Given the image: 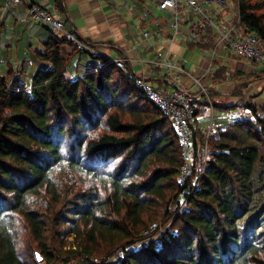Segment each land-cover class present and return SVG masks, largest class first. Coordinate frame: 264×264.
I'll use <instances>...</instances> for the list:
<instances>
[{"label": "trees", "instance_id": "trees-1", "mask_svg": "<svg viewBox=\"0 0 264 264\" xmlns=\"http://www.w3.org/2000/svg\"><path fill=\"white\" fill-rule=\"evenodd\" d=\"M236 4V28L264 43V0ZM45 31L28 58L35 67L30 80L22 81V64L20 75L9 66L0 76V264H55L70 234L76 262L86 256L110 264L105 261L120 248L119 264H264V103L239 96L222 103L210 88L214 112L236 117L242 108L246 115L218 122L207 139L205 171L190 168L180 182L185 158L170 120L107 58ZM221 73L215 82L227 80ZM203 141L196 127L193 163L202 159ZM68 174L72 185L60 184ZM42 194L46 210L36 204ZM181 198L185 210L169 231L142 243L150 224L165 221L170 203ZM47 212L62 226L48 235L52 240ZM16 219L25 223L40 261L20 259Z\"/></svg>", "mask_w": 264, "mask_h": 264}, {"label": "crops", "instance_id": "crops-1", "mask_svg": "<svg viewBox=\"0 0 264 264\" xmlns=\"http://www.w3.org/2000/svg\"><path fill=\"white\" fill-rule=\"evenodd\" d=\"M32 1L51 5L58 11L59 20L75 36L97 44V49L103 58L124 61L128 72L137 76L144 75L147 81L157 89L169 91L177 87L171 84V77L165 70L152 65L156 52L162 51L166 55L168 54L173 61L182 63L185 70L193 78L208 86V90L216 84L222 90H230L228 87L226 90L225 84L220 85L219 82H215L213 80L214 74L213 76L206 74L209 67V48L214 45L211 30L206 29V38L200 36L201 42H193L194 46L183 44L179 36L170 37L167 35L170 13L158 8L160 0ZM3 4L4 0H0V59L6 63L2 75H5L9 66L14 68L15 64H22L25 66L27 76H23L21 79L26 83L30 80V75L34 70L32 68H35L28 60L30 52L39 50L48 34L45 27L20 20L24 16V6L3 13ZM213 14L216 20L235 24L237 20L236 1L226 0L224 9L221 12L214 11ZM193 26H197V21L193 15H190L189 19H185L181 25V31L187 33ZM143 31L150 32L156 37L140 38V33ZM193 49L199 53L197 58L191 55ZM220 54L218 60L228 67L236 68L240 65V72H247L251 69L253 71L261 70L264 74V66L262 65L253 62L239 63V60L234 59L229 54L221 51ZM77 61V59L74 60L75 63ZM192 81V78L184 76L176 84L182 88H193ZM193 97L195 102L199 101L206 105L204 99L199 95L193 94ZM220 114L224 115L223 117L229 116V114L217 112V117ZM220 122L224 121L219 119Z\"/></svg>", "mask_w": 264, "mask_h": 264}, {"label": "built area", "instance_id": "built-area-1", "mask_svg": "<svg viewBox=\"0 0 264 264\" xmlns=\"http://www.w3.org/2000/svg\"><path fill=\"white\" fill-rule=\"evenodd\" d=\"M226 5V0H160L158 8L162 11L170 13V24L168 32L170 37H177V31L183 24L182 19L193 15L196 18L197 26L199 30L203 31L206 27L211 30L214 43V51L212 52V59H215L218 51L224 52L236 58L240 62H253L264 66V43L255 34L246 32L241 28H236L232 24H227L223 20H216L214 11L221 12ZM24 6V16L20 18L21 21H27L34 25L42 26L49 29L51 32L62 35L66 41L73 44L80 51H89L93 55L101 56L98 49H89L84 46L72 33L68 30L62 21L58 18V11L49 4L35 3L32 0H4L3 13ZM156 36L150 32L143 31L140 33V38L149 39ZM187 41L201 42V39L195 35L193 30H190L186 37ZM218 51L216 52V49ZM120 70H124L122 61L112 60ZM5 61L0 59V76L2 75ZM152 65L156 68L165 70L171 77V84L177 86L172 90H160L150 84L144 75H131V79L134 81L136 89L141 92L144 97L153 104L170 122L174 125L178 134V138L182 147V154L187 161V153L190 150L192 141V135L196 124H199L194 104L195 102L193 94L199 95L203 101L210 105L211 115L206 123V143L209 135L214 132L218 126L219 118L212 110V100L209 97L208 86L202 84L200 80L193 78L184 68V65L180 62H175L162 51H157L155 59ZM87 67H91L90 61L86 62ZM16 76L21 74V65L15 64L14 68ZM211 65L207 68L206 74H211ZM23 76H27V72L24 71ZM186 76L192 78L193 88L178 87L176 83ZM199 97V98H200ZM196 115V117H195ZM196 120H195V119ZM231 124L233 122L232 116L223 117V120ZM206 169V163L202 170V173ZM186 166L184 165L180 182H185ZM197 186V183L195 184ZM155 227V225H153ZM122 259V257H121ZM74 264H99L96 258L86 257Z\"/></svg>", "mask_w": 264, "mask_h": 264}, {"label": "rangeland", "instance_id": "rangeland-1", "mask_svg": "<svg viewBox=\"0 0 264 264\" xmlns=\"http://www.w3.org/2000/svg\"><path fill=\"white\" fill-rule=\"evenodd\" d=\"M236 1V0H235ZM189 19V17H185L184 19H182L181 22L184 23L185 19ZM206 29H209L208 27H206L203 31L199 30V27L193 26L191 27L190 30H193L195 32V35L198 36L200 39V36H203L206 38ZM190 30L187 33H184L183 31H181V27L180 29H178L177 31V36H179V38L181 39V41L183 42V44L185 45H189V46H194L193 42L191 41H187L186 37L188 35V33H190ZM167 35H170V33L168 32V28H167ZM214 37V35H212ZM215 43V41H213ZM214 46L209 48V52H208V66L211 65L212 67V71L211 74L213 76V74L218 73L219 71L222 70V73L220 74V76L225 75L227 77V80L225 81H220L219 84H225L224 86H226V90H228V88H230V90L225 91L222 90L221 88H219L218 84L214 85V87H212V89H214V91L216 93H218L219 97V101H223L222 103H228L232 100H238L239 97L241 98L242 102H251L253 104L256 105H262L264 103V74L262 73V71L259 72V74L261 75L260 78L259 76L255 77L254 76V71L249 69L247 70V72H240V65H238V67L234 68V67H228L227 65H224L221 61L218 60V58L221 56L220 51H218L217 48L216 52L218 51L219 53L216 55L215 59L211 58V54L214 51ZM199 48V47H198ZM193 54H191L194 58H197V55H199V53L193 49ZM202 50V49H201ZM164 53V52H163ZM166 55V53H164ZM167 57L168 54H167ZM171 59V58H170ZM236 59V58H234ZM237 60V59H236ZM242 63V62H239ZM224 69V71H223ZM237 73H240V75H237ZM218 83V82H217ZM228 87V88H227ZM237 90V92H235ZM235 96V97H234ZM236 96H239L236 98ZM217 98L215 100H217ZM223 99V100H222ZM218 101V100H217ZM205 103V102H204ZM194 109L196 111L197 114V118L199 119V121H201L199 124H196V127H198L199 129H201L203 131L204 134V141L203 144L201 145V155H202V159L201 161L198 160L197 163H193V161L190 160V150L187 153V161H185V166H186V172H185V177H188L189 173H191V169L190 168H196V170L198 171L199 174H201L205 163H206V123L208 121V118L211 115V111H210V105L206 104H202V103H196L194 104ZM217 113V112H216ZM215 113V114H216ZM234 114H236V117L232 116L233 118H237L242 117V115H246V113L242 110V108H238L234 110ZM220 114L219 119L222 121H226L223 120V116ZM239 115V116H238ZM196 117V115H195ZM127 119V118H126ZM195 119V118H194ZM207 119V121H206ZM196 120V119H195ZM228 123V122H227ZM195 127V129H196ZM194 129V130H195ZM101 131V129L98 131V133ZM193 136V135H192ZM198 141L200 140V137L198 136ZM203 138V136H202ZM205 143V144H204ZM182 148V147H181ZM191 170V171H190ZM62 176V175H60ZM64 177H60L58 180L61 181L60 184H66L67 185H72L71 183H68V179L67 176L68 175H63ZM56 178V177H55ZM181 180V179H179ZM66 181V182H65ZM193 180L189 183V185H192ZM76 184V183H75ZM60 189V188H59ZM63 190V189H61ZM37 207L44 210L45 206H46V202H45V194L40 195L39 197H37ZM185 199L181 198L180 201L178 203L176 202H171L169 205V208L167 210V214L169 215L167 217V219L165 221H156V222H152L150 224V226L148 227L147 231L144 232L142 234L144 240L142 241V243L144 241H149L151 239L157 238L160 235L164 234L166 231H169V229L172 226V222L174 221V219L176 218L177 215H180L182 213V211L185 210ZM46 210V209H45ZM50 212H47V214H49ZM49 222H48V226L46 227V235H50L52 234V231H58L60 229H62V226H58V224H56V220H55V215L50 213L48 216ZM50 217V218H49ZM50 219H51V224H50ZM153 225H155V227H153ZM14 227H15V233H16V245H17V250L18 253L20 254V259L23 261H29L31 262V259L33 256L36 257L37 260H41L40 255L37 253L35 249L34 244H30L29 243V239L30 235L28 233V230L26 229L25 223L23 222L22 219H16V222H14ZM55 234V233H54ZM51 240L52 237L48 236ZM73 235H68L63 241L66 247H64L62 249V255L60 257V260L57 261L55 264H74V263H78L75 260L77 258H75L74 256H71L72 252L76 250V247L73 245ZM146 243V242H145ZM142 244L138 243L135 245L138 246L139 248L141 247ZM27 246L29 248H27ZM128 250V249H127ZM134 251H138L140 249L133 247ZM131 251V250H128ZM69 253V254H67ZM70 257V258H68ZM122 257V259H121ZM125 258V250L124 249H117L115 250V252L105 261L108 262L110 264H119L121 263ZM99 261V264H105L102 263L100 261L99 258H96ZM68 260V262H66ZM75 262H74V261Z\"/></svg>", "mask_w": 264, "mask_h": 264}, {"label": "bare ground", "instance_id": "bare-ground-1", "mask_svg": "<svg viewBox=\"0 0 264 264\" xmlns=\"http://www.w3.org/2000/svg\"><path fill=\"white\" fill-rule=\"evenodd\" d=\"M236 24V23H235ZM235 24H233L235 27H236V25ZM8 43V42H7ZM6 44V43H5ZM8 47V46H7ZM4 53H5V51H4ZM117 61V60H116ZM120 61H122V60H120ZM112 63H114L115 65H116V63L115 62H112ZM122 63V65H123V67H124V65H126L125 64V62L124 61H122L121 62ZM51 64H53V63H51ZM56 66V65H55ZM119 69V68H118ZM121 71H123L125 74H127L129 77H131V75L132 76H134L135 74H133V73H130V72H128V71H126V69H125V67H124V70H121ZM61 72V71H60ZM50 74V73H49ZM190 147H191V145H190ZM43 159V158H42ZM41 160V159H40Z\"/></svg>", "mask_w": 264, "mask_h": 264}]
</instances>
